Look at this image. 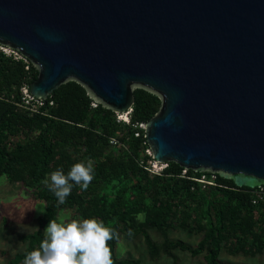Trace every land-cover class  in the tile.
Instances as JSON below:
<instances>
[{"label":"water","instance_id":"obj_1","mask_svg":"<svg viewBox=\"0 0 264 264\" xmlns=\"http://www.w3.org/2000/svg\"><path fill=\"white\" fill-rule=\"evenodd\" d=\"M0 46L36 68L35 99L75 81L129 115L143 89L153 160L264 185V0H0Z\"/></svg>","mask_w":264,"mask_h":264},{"label":"trees","instance_id":"obj_2","mask_svg":"<svg viewBox=\"0 0 264 264\" xmlns=\"http://www.w3.org/2000/svg\"><path fill=\"white\" fill-rule=\"evenodd\" d=\"M1 47L0 177L22 184L44 205L37 219L39 230L19 237L25 250L9 264H21L28 252L37 249L50 220L59 222L64 211L79 219L94 217L116 229L118 238L109 241L114 264H139L115 255L121 238L138 236L152 261L172 257L175 250L193 257L203 255L205 264H219L222 250L251 257L264 254V199L253 203L256 189L239 188L218 174L185 170L174 162L167 163L160 174L146 169L153 158L147 153L140 125L159 110L157 95L135 89L126 123L101 104L93 106L86 89L69 81L47 98L39 112H32L24 105L21 89L29 91L37 70L28 61L6 55ZM81 161L92 162L93 180L87 190L72 182L71 194L61 204L49 190L50 176L60 168L67 175ZM202 175H214V185L195 180ZM173 228L201 235V239L194 247L172 240ZM150 230L162 240L154 241Z\"/></svg>","mask_w":264,"mask_h":264},{"label":"rangeland","instance_id":"obj_3","mask_svg":"<svg viewBox=\"0 0 264 264\" xmlns=\"http://www.w3.org/2000/svg\"><path fill=\"white\" fill-rule=\"evenodd\" d=\"M4 51L13 54L9 50L4 49ZM121 116L118 114L117 119L126 122V118ZM41 210L44 211L42 202L35 200L22 184L10 183L4 176L0 177V264H9L16 253L25 250L26 244L22 243L19 237L39 230L37 219L43 214ZM60 217L66 220L79 219L71 211L62 212ZM149 233L154 241L162 240L158 232L150 230ZM169 238L182 240L194 247L201 239V235L173 228L169 232ZM115 255L118 259L139 261V264H205L203 255L193 257L188 252L180 250H175L172 257L162 256L152 261L141 236L131 240L121 238L117 243ZM21 264H24V261ZM219 264H264V254L251 257L241 254L231 255L222 250Z\"/></svg>","mask_w":264,"mask_h":264},{"label":"clouds","instance_id":"obj_4","mask_svg":"<svg viewBox=\"0 0 264 264\" xmlns=\"http://www.w3.org/2000/svg\"><path fill=\"white\" fill-rule=\"evenodd\" d=\"M93 172L91 161L75 163L67 175L62 168L57 169L50 176L49 190L63 204L71 194L72 182L87 190ZM44 233V240L37 249L26 254L24 264H114L109 241L118 238V234L102 220L60 217L59 222L50 220Z\"/></svg>","mask_w":264,"mask_h":264},{"label":"built area","instance_id":"obj_5","mask_svg":"<svg viewBox=\"0 0 264 264\" xmlns=\"http://www.w3.org/2000/svg\"><path fill=\"white\" fill-rule=\"evenodd\" d=\"M1 49L6 55L13 56L14 59H16V60H19V59L25 60L18 53L14 52V51H11V50L8 49L13 54H7L4 51V49L7 50V48L1 47ZM21 91H22V94H23L22 100L24 102L25 107L27 109L31 110L32 112H39V108L44 106L45 102H42V101L32 97L29 94V91L27 90L26 87H23L21 89ZM50 104H52V103H50ZM93 106H96V103H93ZM127 116H129V115H127ZM128 122H129V117L126 120V123H128ZM140 127L143 128L144 125L142 124V125H140ZM136 135H138V134H136ZM111 143L112 144H116L117 142L115 140H112ZM147 152H148L149 155H151L149 150H147ZM155 164H157V165H155ZM166 166H167V164H159L155 160H153L151 162V164H150V167L146 168V169L152 174H160ZM195 180L198 181L199 183L203 184L204 186L205 185H214L215 176L211 175L210 178H207L206 175H202L199 179H195ZM254 195H255V199H254L253 203H257L259 200L264 199V185L262 187L256 188V191H255Z\"/></svg>","mask_w":264,"mask_h":264},{"label":"bare ground","instance_id":"obj_6","mask_svg":"<svg viewBox=\"0 0 264 264\" xmlns=\"http://www.w3.org/2000/svg\"><path fill=\"white\" fill-rule=\"evenodd\" d=\"M8 50V49H7ZM121 117H124V118H126V120H127V118H128V116L125 114H123ZM155 165H157V164H155Z\"/></svg>","mask_w":264,"mask_h":264}]
</instances>
